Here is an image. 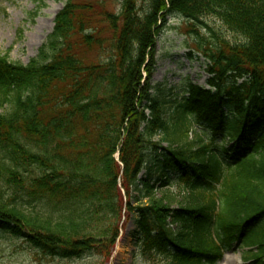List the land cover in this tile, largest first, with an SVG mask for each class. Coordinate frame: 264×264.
<instances>
[{
  "label": "trees",
  "instance_id": "1",
  "mask_svg": "<svg viewBox=\"0 0 264 264\" xmlns=\"http://www.w3.org/2000/svg\"><path fill=\"white\" fill-rule=\"evenodd\" d=\"M121 1L68 0L36 59L0 54V232L109 260L126 214L146 262L221 264L238 247L264 264V0ZM170 18L210 62L208 88L181 98L151 84ZM194 124L212 140L190 141Z\"/></svg>",
  "mask_w": 264,
  "mask_h": 264
},
{
  "label": "rangeland",
  "instance_id": "2",
  "mask_svg": "<svg viewBox=\"0 0 264 264\" xmlns=\"http://www.w3.org/2000/svg\"><path fill=\"white\" fill-rule=\"evenodd\" d=\"M67 2L68 0H0V54L12 63L23 65H28L36 59L41 47L54 30L57 14ZM73 2L103 5L102 8L113 14H117L122 5L121 0H73ZM207 23L223 38L235 39L215 18L207 19ZM102 26L104 25L100 24V27ZM188 29L184 20L170 18L154 49L156 65L151 84L180 98L190 83L208 88L207 81L210 77L208 73L210 62L197 51L194 35L189 34ZM201 34L204 35L205 32L201 30ZM198 137L205 142L212 140L211 134L194 124L189 131V140L194 141ZM220 142L221 140H218L217 143ZM224 144L229 143L226 140ZM171 192L180 202H184L189 196L188 186L178 178L175 179ZM135 231L134 219L125 214L120 226V235L109 260L91 255L73 260L45 257L22 241L0 232V264H154L142 258L137 238L134 237ZM234 250L235 253L231 257L238 256L242 259V262L236 264H253L251 260L248 262L245 260V257L247 259L256 257L253 253H248V249L236 247ZM243 252L245 253L242 255ZM228 253L224 255L221 264H231L230 261H224ZM155 264L162 262L158 260Z\"/></svg>",
  "mask_w": 264,
  "mask_h": 264
},
{
  "label": "bare ground",
  "instance_id": "3",
  "mask_svg": "<svg viewBox=\"0 0 264 264\" xmlns=\"http://www.w3.org/2000/svg\"><path fill=\"white\" fill-rule=\"evenodd\" d=\"M232 254H233L232 252H229L228 255H226L224 261H230L231 264H236L237 262H242V259L238 256H237V258H232L231 257Z\"/></svg>",
  "mask_w": 264,
  "mask_h": 264
}]
</instances>
